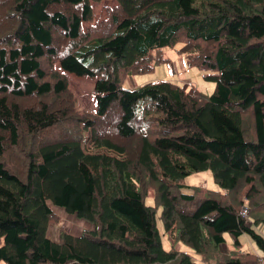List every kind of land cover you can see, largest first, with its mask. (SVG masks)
<instances>
[{
  "label": "trees",
  "instance_id": "trees-1",
  "mask_svg": "<svg viewBox=\"0 0 264 264\" xmlns=\"http://www.w3.org/2000/svg\"><path fill=\"white\" fill-rule=\"evenodd\" d=\"M101 1L0 0V262L264 264V0H108L95 23ZM178 44L210 95L122 87ZM67 74L95 79L94 113ZM205 172L220 190L183 184ZM54 208L91 229L51 240Z\"/></svg>",
  "mask_w": 264,
  "mask_h": 264
},
{
  "label": "rangeland",
  "instance_id": "rangeland-1",
  "mask_svg": "<svg viewBox=\"0 0 264 264\" xmlns=\"http://www.w3.org/2000/svg\"><path fill=\"white\" fill-rule=\"evenodd\" d=\"M115 4L112 1H101L92 4V9L95 16V23L101 21L105 17V9L107 7H112ZM106 16H109L107 14ZM1 21V19H0ZM88 27V24L84 26V28ZM98 33H94L92 37H96ZM180 44L176 45L175 47L166 48L162 50V55L167 62H160L158 65H154V69L151 73L137 75L132 78L126 79L122 83L123 88H132L135 86H140L146 83H153L158 81H169L173 84L179 85L180 87L187 90V92H192V89L202 91L206 94H211L212 90L214 89V85L209 82H205L203 80V74L205 72H200L196 70L187 69L185 65V59L183 54L178 52L180 48ZM46 63H44L45 67ZM70 88L73 95L77 99V108L80 112H90L94 113L96 106H95V97H94V83L95 79L89 78L87 76L84 77H77L73 74H67ZM251 119L245 118V131L247 134L251 132L247 125L250 124ZM52 133L48 135V137H52ZM187 186H200L212 190H220L218 185L214 183V180L208 172L199 173L191 175L190 177L186 178L184 183ZM152 191L149 190L148 193ZM183 192L190 193V190L183 189ZM149 195V194H148ZM184 203V202H183ZM147 204H152V201L147 199ZM186 209H190L191 206H185ZM54 211V218L50 224L48 237L58 242L60 238V234L66 232L73 236L81 235L84 230H90L91 227L85 224L83 221L77 220L74 216L65 214L63 210L60 209H53ZM157 228L159 235L161 237L162 246L165 250H169L172 246L171 243L168 241L165 235H163V226L160 221L157 222ZM255 231L264 237V226L258 225L254 227ZM225 243L222 246L224 249H234L233 240L228 234H224ZM241 242V253H253L258 257H262V252L256 247L255 243L250 239V237L246 234L240 237ZM176 250L183 251L191 255L194 259H198V257L188 248L185 246L178 244V246L174 247ZM197 261V260H196ZM199 264H203L198 262ZM3 264V262H0Z\"/></svg>",
  "mask_w": 264,
  "mask_h": 264
},
{
  "label": "built area",
  "instance_id": "built-area-1",
  "mask_svg": "<svg viewBox=\"0 0 264 264\" xmlns=\"http://www.w3.org/2000/svg\"><path fill=\"white\" fill-rule=\"evenodd\" d=\"M243 214H245V211H243Z\"/></svg>",
  "mask_w": 264,
  "mask_h": 264
},
{
  "label": "crops",
  "instance_id": "crops-1",
  "mask_svg": "<svg viewBox=\"0 0 264 264\" xmlns=\"http://www.w3.org/2000/svg\"><path fill=\"white\" fill-rule=\"evenodd\" d=\"M253 254V253H252Z\"/></svg>",
  "mask_w": 264,
  "mask_h": 264
}]
</instances>
